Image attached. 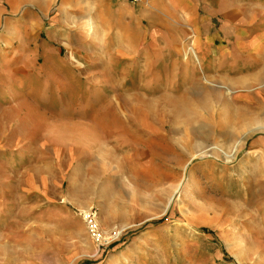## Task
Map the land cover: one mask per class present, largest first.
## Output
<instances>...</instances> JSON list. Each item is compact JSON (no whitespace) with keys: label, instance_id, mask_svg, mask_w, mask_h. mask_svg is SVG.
<instances>
[{"label":"rangeland","instance_id":"obj_1","mask_svg":"<svg viewBox=\"0 0 264 264\" xmlns=\"http://www.w3.org/2000/svg\"><path fill=\"white\" fill-rule=\"evenodd\" d=\"M172 3L0 0V264H264V73Z\"/></svg>","mask_w":264,"mask_h":264},{"label":"crops","instance_id":"obj_2","mask_svg":"<svg viewBox=\"0 0 264 264\" xmlns=\"http://www.w3.org/2000/svg\"><path fill=\"white\" fill-rule=\"evenodd\" d=\"M170 1L174 8L188 12V21L194 24L192 37L197 41L190 48L208 75L222 79L262 78L264 0Z\"/></svg>","mask_w":264,"mask_h":264},{"label":"built area","instance_id":"obj_3","mask_svg":"<svg viewBox=\"0 0 264 264\" xmlns=\"http://www.w3.org/2000/svg\"><path fill=\"white\" fill-rule=\"evenodd\" d=\"M132 4H136L138 3L140 0H123ZM89 231H90V235L93 238V240L95 242H97L99 245H101L102 241H103V237H101V234L99 233L93 219H88L86 221Z\"/></svg>","mask_w":264,"mask_h":264},{"label":"bare ground","instance_id":"obj_4","mask_svg":"<svg viewBox=\"0 0 264 264\" xmlns=\"http://www.w3.org/2000/svg\"><path fill=\"white\" fill-rule=\"evenodd\" d=\"M92 35V34H91ZM192 54H193V52H192ZM185 57L187 56V53H186V55H184ZM184 56H183V59H185L186 60V58H184ZM193 56H194V54H193ZM21 72V71H20ZM184 79H186L187 80V78L185 77ZM186 80H184V83L186 82ZM222 83V82H221ZM227 91V93H229L230 92V94H232V91L230 90V89H226L225 90V92ZM201 99V98H200ZM206 101V100H205ZM25 115V114H24ZM25 117H26V115H25ZM190 123V122H189ZM189 123H188V126H190L189 125ZM192 124V123H191ZM255 130H261V129H259V128H256V129H253V130H250L247 134H245L244 135V137H243V139H241V140H239L237 143H236V145H235V150L237 149V147H239L242 143H243V140H245L247 137H249L250 135H252L254 132H255ZM261 132V131H260ZM263 132V131H262ZM200 137V136H199ZM241 137V136H240ZM214 144V143H213ZM239 151V150H238ZM223 155H224V159H232L233 158V155H231V154H229V155H227L226 153H223ZM94 216V215H93ZM88 218V217H87ZM93 240V239H92Z\"/></svg>","mask_w":264,"mask_h":264}]
</instances>
